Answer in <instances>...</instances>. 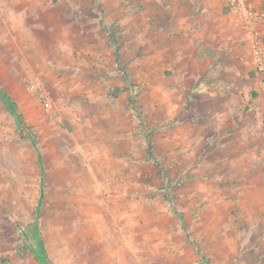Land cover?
Returning <instances> with one entry per match:
<instances>
[{
  "label": "rangeland",
  "instance_id": "1",
  "mask_svg": "<svg viewBox=\"0 0 264 264\" xmlns=\"http://www.w3.org/2000/svg\"><path fill=\"white\" fill-rule=\"evenodd\" d=\"M244 37L225 0H0V89L35 139L0 100V264H39L36 219L51 264H264Z\"/></svg>",
  "mask_w": 264,
  "mask_h": 264
},
{
  "label": "trees",
  "instance_id": "2",
  "mask_svg": "<svg viewBox=\"0 0 264 264\" xmlns=\"http://www.w3.org/2000/svg\"><path fill=\"white\" fill-rule=\"evenodd\" d=\"M228 10H229L228 7L224 9V11H228ZM0 100L3 102L6 110L13 116L14 121H15V127L20 137H24L25 135H27V137L31 140L32 145L35 146V139L33 136L32 127L26 123L23 115L18 111V106H17L16 101L10 95L2 91V89H0ZM149 146L150 144H148V147ZM41 199H42V192L40 191L39 197L37 199V205H36L37 212L39 211L38 208L40 206ZM22 227L23 228L21 229V231H22V235L24 236V238H27V239L32 238L35 242L34 247H28V248L30 249L33 256L35 257L36 261L39 264H51L50 260L47 258L45 247L42 245V242L40 241L38 237L37 219L36 221L32 223H28ZM182 228L184 232H186L185 225L182 224ZM185 235H186V238H188L187 232L185 233ZM198 253L201 254L200 249H198ZM1 262L3 264H8L7 260L3 257L1 258Z\"/></svg>",
  "mask_w": 264,
  "mask_h": 264
},
{
  "label": "built area",
  "instance_id": "3",
  "mask_svg": "<svg viewBox=\"0 0 264 264\" xmlns=\"http://www.w3.org/2000/svg\"><path fill=\"white\" fill-rule=\"evenodd\" d=\"M225 3L242 18L245 40L251 47L255 72L264 91V44L262 35L256 28V23L264 24V12L245 7L240 0H225Z\"/></svg>",
  "mask_w": 264,
  "mask_h": 264
},
{
  "label": "crops",
  "instance_id": "4",
  "mask_svg": "<svg viewBox=\"0 0 264 264\" xmlns=\"http://www.w3.org/2000/svg\"><path fill=\"white\" fill-rule=\"evenodd\" d=\"M244 40H245V37H244ZM243 45H245L244 47H246L247 48V50L249 51L248 53H247V58H246V63H247V69H248V72H247V78L248 79H254V85H255V88L256 89H258L259 90V88H261L262 89V87H261V84H260V82H259V76L256 74L255 75V68H254V63H253V58H252V51H251V47H250V45H249V43L248 42H246V40H245V44H243ZM238 59H239V57H238ZM240 59H241V61L243 60V57L242 56H240ZM254 72V76L252 75V71ZM250 76H251V78H250ZM237 81H235V83L234 84H236L237 85ZM250 83V82H249ZM239 89H241V88H238V91H239ZM235 90L237 91V88H235ZM249 90V89H248ZM247 91L245 92V97L247 98V101L248 100H250L249 101V103L251 104L250 105V107L248 108V112L244 115V116H239V117H244V118H246V117H248L252 122L251 123H253L254 124V120L255 119H257V118H262L263 117V112H264V103L262 104V103H260L259 101H258V99L260 98V96L257 94H255L254 92H252L251 94H250V98L249 97H247L248 95H247ZM236 95V94H235ZM253 95H255V97H253ZM236 98H237V96H235ZM242 98V97H241ZM233 100H235V99H233ZM247 115V116H246ZM243 119V118H242ZM240 123H242L241 121H238V120H236V126H237V128H240L241 126H243V124L241 125V126H239V124ZM248 124H250V123H246V127L248 126ZM250 128H251V126H249ZM252 127H253V125H252ZM247 129V128H246ZM253 130V129H252Z\"/></svg>",
  "mask_w": 264,
  "mask_h": 264
}]
</instances>
